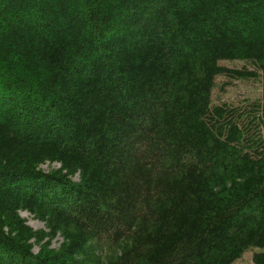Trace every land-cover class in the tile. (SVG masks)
Here are the masks:
<instances>
[{
  "label": "trees",
  "instance_id": "trees-1",
  "mask_svg": "<svg viewBox=\"0 0 264 264\" xmlns=\"http://www.w3.org/2000/svg\"><path fill=\"white\" fill-rule=\"evenodd\" d=\"M218 75L259 97L213 102ZM252 247L264 0H0V264H232Z\"/></svg>",
  "mask_w": 264,
  "mask_h": 264
},
{
  "label": "rangeland",
  "instance_id": "rangeland-1",
  "mask_svg": "<svg viewBox=\"0 0 264 264\" xmlns=\"http://www.w3.org/2000/svg\"><path fill=\"white\" fill-rule=\"evenodd\" d=\"M220 65L226 67L239 68L241 66H248L243 61H222ZM227 78L221 75L215 77L214 87L212 90V101L213 102H227L233 104H239L246 100H251L253 98L259 97L260 95V81H245V80H232L227 82ZM248 102H246L247 105ZM42 168L48 169V166H43ZM27 219V223L34 229L44 228L43 223L34 219L28 213H21ZM60 244L59 238L52 241V247H57ZM37 250V247L35 248ZM264 251V249L252 247L244 254L241 258L234 261L232 264H254L252 261V254L254 252Z\"/></svg>",
  "mask_w": 264,
  "mask_h": 264
}]
</instances>
